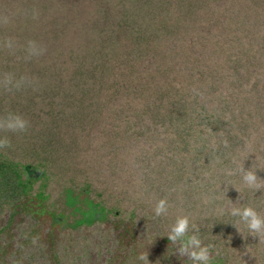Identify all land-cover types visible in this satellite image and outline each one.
I'll list each match as a JSON object with an SVG mask.
<instances>
[{
    "label": "rangeland",
    "instance_id": "374dc122",
    "mask_svg": "<svg viewBox=\"0 0 264 264\" xmlns=\"http://www.w3.org/2000/svg\"><path fill=\"white\" fill-rule=\"evenodd\" d=\"M122 1L0 0V21L8 18L0 22V78L11 73L33 82L19 91L0 88V116L12 111L29 121L25 133L0 132L12 143L0 155L25 183L20 194L0 177V260L143 264L137 257L147 251L151 264H191L160 236L187 215L199 221L202 243L212 245L213 264H264V239L228 214L240 175L225 174L242 161L246 169L264 167V0H226L230 6L213 0L216 20L209 9L201 18L191 15L200 39L183 38L185 45L176 44V56H169L181 33L162 31L153 43L163 58L151 65L148 0H125L123 10ZM228 25L236 29L230 57L239 61L230 63V105L221 116L208 114L212 125L208 115L204 125H188V108L217 101L227 81L226 63L216 59ZM8 38L15 51L2 46ZM28 40L44 54L25 60ZM187 61L198 69L184 76ZM235 141L245 148L229 149L220 161L206 153ZM256 174L264 179V170ZM242 186L239 205L264 215V189ZM160 198L168 212L155 217Z\"/></svg>",
    "mask_w": 264,
    "mask_h": 264
},
{
    "label": "trees",
    "instance_id": "16d2710c",
    "mask_svg": "<svg viewBox=\"0 0 264 264\" xmlns=\"http://www.w3.org/2000/svg\"><path fill=\"white\" fill-rule=\"evenodd\" d=\"M148 6L146 9V15H148V19H149V25L152 26V30H151V34H152V39L150 38L149 40H147L148 43V49L149 47L152 48L153 50H151L149 52V63L154 64L157 61L161 60L163 58V54H160L162 51V47L160 49H156L154 46L155 44L153 42H155L154 40H157V38H154L155 36H159L161 34V32H167L168 30L172 31V32H176V29L178 27V29L180 30L181 33V41L176 42V38L173 39V45L171 47V50L169 53L172 56H176V44H181V46H184L185 43L183 42L184 39H187L188 42H193L195 40L200 39V31H201V26H199L198 24L194 23V21L192 20V18H201L200 14L201 13H206V10L209 9V16L211 19L216 20L217 17L219 15V12H217V10H215V19L213 17V10L214 8L211 10V3L213 4V0H148ZM226 4L227 1L225 0ZM230 6V2L229 4H227V6ZM127 8L126 6V1L123 0L122 1V10L124 8ZM230 11V9H229ZM217 12V13H216ZM191 15L192 18H191ZM180 22V23H179ZM199 24H201V22H198ZM177 24V26H176ZM175 27V28H174ZM236 29H231L230 30V25H228L226 31L228 32L227 37L228 40L224 41V42H220L221 45V54L219 55V57L216 59V61H225V67L223 66V77L226 78L227 81H222V84L224 83V86L222 87V89L220 90V94L217 97V101H205V102H201L202 106L200 105V102L197 101L198 107H194V105H191V108L189 109V113L188 115L191 116L190 120H187L188 125L191 126H200V125H204L201 122L205 119V117L208 114L211 113H215L217 114V116H221L220 115V111L225 107H229L230 105V63L233 62H239L238 60H236V54L235 57H233L234 55H232L230 57V43H232L233 39H234V34L236 33L235 31ZM176 34V33H175ZM154 38V39H153ZM184 38V39H183ZM170 41V39H168ZM218 42V40H217ZM229 53V54H228ZM223 58V59H222ZM138 61V58H136ZM140 59V58H139ZM222 59V60H219ZM134 63V62H133ZM136 65V64H135ZM198 69L196 66H193L192 63H190L189 61H187V63L184 66V69L182 67V75H186L189 71L192 70H196ZM143 70L139 69V73L138 76H141ZM216 73L219 75L220 72L218 71V69H215ZM234 74V73H232ZM179 74H176V76ZM181 75V76H182ZM134 84V83H133ZM139 84V83H138ZM124 85V84H123ZM124 90H128L129 86L128 85H124ZM121 90V88H119ZM119 91V90H118ZM156 103V101H155ZM158 104V103H156ZM61 108H59L57 106L56 111L60 112L62 114V111L59 110ZM127 109V108H126ZM129 109V108H128ZM127 109V110H128ZM160 110L162 111V107H160ZM129 112V110H128ZM136 114L137 116L139 115V112H137V108H136ZM211 116L212 115H208L207 118L210 120L208 121L206 118V124H211L212 125V121H211ZM223 116V115H222ZM184 117V116H181ZM139 118V117H138ZM178 117H176L177 119ZM198 119L199 122H195V119ZM211 122V123H210ZM237 123V122H236ZM166 124L172 125L173 121H168L166 122ZM230 122L225 121L224 122V126L229 125ZM187 125V124H186ZM181 127H183L182 125H180ZM223 126V127H224ZM187 128V127H185ZM195 132H197L196 128H192ZM187 131H190V127H188L186 129ZM187 132H183V135L179 134V139H181V144L184 142V137H186ZM229 140V139H228ZM185 143V142H184ZM183 143V144H184ZM195 143V142H194ZM222 144V143H221ZM220 144L219 148L220 151L218 152V149H210V152H206L208 155L212 154V156L214 157L215 160L220 161V158H224L225 153L227 152L228 154V150L229 152H234L237 149H242L245 148L242 143L235 141L234 143L231 142L229 146H222ZM211 147V146H210ZM231 147V148H230ZM179 148H183L182 145H179ZM193 150H195V147L193 148ZM181 152H183L181 150ZM190 152V150H189ZM187 153V151L185 150L183 152V154ZM0 177L2 178V180H5L8 182V185L17 190V193H22L24 192V182L21 181V179L19 178V174L20 172L18 171V169H16L14 162L6 159V157L2 154L0 155ZM211 156V155H210ZM10 177H13L11 180H9ZM168 182V185L170 187L171 183H173V177H170V173H168L166 179ZM4 183V187H6V182ZM242 182L239 180H237V188L239 189V191L237 192L236 190L233 192V194L236 197L235 203L238 201H240L242 198L241 194H245L246 190L243 188L242 186ZM172 186V185H171ZM178 195V193H177ZM180 195V194H179ZM204 207L201 206V210L204 209L206 207L207 210V206L209 203L205 202L204 203ZM206 219H200V221H204ZM199 221L196 219H191V223H194L197 225ZM237 223L238 225L245 227L243 225V223L240 222L239 218L237 219ZM189 234H200V230L198 233H194V230L191 229L189 230ZM4 261V260H3ZM0 260V264H3L4 262Z\"/></svg>",
    "mask_w": 264,
    "mask_h": 264
},
{
    "label": "clouds",
    "instance_id": "9594fccd",
    "mask_svg": "<svg viewBox=\"0 0 264 264\" xmlns=\"http://www.w3.org/2000/svg\"><path fill=\"white\" fill-rule=\"evenodd\" d=\"M4 24L8 23V18L4 17ZM4 48L15 51L17 45L12 38H8L4 41ZM25 53L24 59L31 60L34 57H40L44 54L46 49L38 44L35 40H28L23 48ZM33 82L26 77L15 78L11 73H5L0 78V88L8 92L13 90L19 91L26 86H32ZM29 128V121L21 114L8 111L5 115L0 116V132L4 133H25ZM227 146V142H225ZM12 143L9 136H0V149L11 148ZM264 170V167L251 166L245 168L243 161L237 166L236 169H227L225 174L240 175L241 181L244 186L252 189L254 192L264 189V179L260 178L256 174V169ZM236 189V188H235ZM238 192L239 189H236ZM230 207L228 208V214L232 217H239V220L248 229V234L258 236L259 239H264V215H261L257 210L251 206H240L239 201L233 203L229 200ZM168 201L165 198H160L156 201L153 207V213L155 217L165 216L168 212ZM223 211V210H222ZM235 228L240 232V229L236 224H233ZM194 230V233L199 232V226L192 223L190 224L189 217L187 215L177 216L173 223L169 225L168 231L160 236H167V240L173 245H177L175 253L178 257H187L191 261V264H213V255L211 253L212 245H205L197 234H189V230ZM218 254V253H217ZM137 259L143 264H151L148 259V253L142 252Z\"/></svg>",
    "mask_w": 264,
    "mask_h": 264
},
{
    "label": "water",
    "instance_id": "95a60500",
    "mask_svg": "<svg viewBox=\"0 0 264 264\" xmlns=\"http://www.w3.org/2000/svg\"><path fill=\"white\" fill-rule=\"evenodd\" d=\"M25 171H26V168H25Z\"/></svg>",
    "mask_w": 264,
    "mask_h": 264
}]
</instances>
